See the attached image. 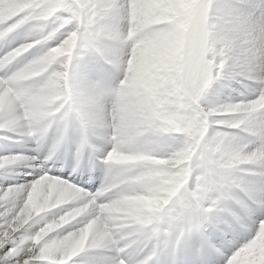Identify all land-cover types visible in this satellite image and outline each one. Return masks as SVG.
<instances>
[{
	"label": "clouds",
	"instance_id": "obj_1",
	"mask_svg": "<svg viewBox=\"0 0 264 264\" xmlns=\"http://www.w3.org/2000/svg\"><path fill=\"white\" fill-rule=\"evenodd\" d=\"M116 3L100 29L78 0H49L28 12L22 38L0 55V130L30 141L43 133L36 167L72 174L83 129L74 92L96 125L89 143L98 151L86 149L75 170L98 181L90 195L47 171L10 190L26 251L43 261L70 264L91 247L110 255L150 250L178 239L179 227L169 223L174 209L209 204L220 177L264 187V177L244 174L246 156L264 155V138L257 143L218 128L227 123L219 116L238 115L220 102L241 93L249 97L246 110L264 121V14L226 17L216 0ZM15 7L0 0V24ZM11 29H0V40ZM73 65L83 80L70 74ZM61 136L63 146L50 157ZM6 162L0 158V167ZM232 195L252 204L243 189ZM256 207L261 218L249 226L258 241L241 250L243 264H264V206ZM243 212L237 210L240 222Z\"/></svg>",
	"mask_w": 264,
	"mask_h": 264
},
{
	"label": "snow or ice",
	"instance_id": "obj_2",
	"mask_svg": "<svg viewBox=\"0 0 264 264\" xmlns=\"http://www.w3.org/2000/svg\"><path fill=\"white\" fill-rule=\"evenodd\" d=\"M22 9L9 15L7 24H0V29L12 26L11 31L0 40V55L16 46L21 37L22 29L27 23L28 12L37 6L45 5L49 0H9ZM89 13V22L98 28H104V21L114 16L117 11L116 0H78ZM217 11L223 16H232L238 10H247L254 14H264V0H216ZM203 11V9H202ZM181 26L178 22L177 27ZM70 74L77 79H84L78 65H73ZM8 85H5V89ZM8 92L5 91V96ZM222 95V93H221ZM248 95L241 93L237 97L227 96L220 103L238 115L219 116L227 121L218 125L221 133H232L240 138L253 137L257 143L264 138V121L261 113H249ZM73 100L82 113L83 129L80 141L73 154V172L66 170L46 169L36 167L39 159L35 153L40 151L39 145L43 133L38 134L34 141L24 139L21 134L0 130V158H6V163L0 167V264H55V261H43L26 251V234L23 228L15 223L11 210L10 190L21 183L37 181L47 171L49 177L76 185V190L84 189L91 194L95 185L89 175L75 174L84 163L86 149L98 151L89 143V134L96 125L89 119L83 104L84 97L80 92L73 93ZM238 125V126H237ZM35 144V146H33ZM64 144L61 136L50 148L51 157ZM13 149H19L14 151ZM244 174L252 177H264V155L250 154L245 157ZM92 166V161H88ZM67 177V178H62ZM55 182V181H54ZM218 196L207 205L197 203L179 205L169 218L170 224H176L180 231L176 241L171 239L155 248H138L134 253L121 252L110 255L104 249L91 247L75 257L70 264H243L241 250L252 248L258 241L255 226L261 218L256 205L264 206V187L260 182H250L246 185L228 176L219 178ZM243 189L252 201L248 205L238 201L232 195L234 190ZM243 208L244 222H240L237 210ZM207 209V210H206ZM255 225L250 227L249 225ZM157 240L159 237L157 236Z\"/></svg>",
	"mask_w": 264,
	"mask_h": 264
},
{
	"label": "bare ground",
	"instance_id": "obj_3",
	"mask_svg": "<svg viewBox=\"0 0 264 264\" xmlns=\"http://www.w3.org/2000/svg\"><path fill=\"white\" fill-rule=\"evenodd\" d=\"M41 188L39 185H37L34 189H33V192H32V197H36L37 198V201L39 200V197L41 195ZM37 201H34V202H37ZM32 202H33V199H32ZM33 202V204L35 205V203Z\"/></svg>",
	"mask_w": 264,
	"mask_h": 264
},
{
	"label": "rangeland",
	"instance_id": "obj_4",
	"mask_svg": "<svg viewBox=\"0 0 264 264\" xmlns=\"http://www.w3.org/2000/svg\"><path fill=\"white\" fill-rule=\"evenodd\" d=\"M20 10H22V9H19V10H11L10 11V13H9V15H11V14H15L16 12H18V11H20ZM14 151H19V149H16V150H14ZM37 197V196H36ZM35 196L34 197H32V199H33V202L34 201H37V198H36ZM32 202V203H33ZM35 204H36V202H34Z\"/></svg>",
	"mask_w": 264,
	"mask_h": 264
}]
</instances>
